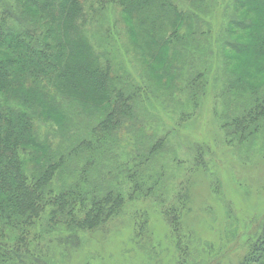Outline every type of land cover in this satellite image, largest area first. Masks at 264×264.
<instances>
[{"label":"rangeland","instance_id":"1","mask_svg":"<svg viewBox=\"0 0 264 264\" xmlns=\"http://www.w3.org/2000/svg\"><path fill=\"white\" fill-rule=\"evenodd\" d=\"M171 1L191 25L180 29L178 37L168 36L169 46L153 55L147 53L151 39L139 25L145 16H126L116 5L99 10L94 0H84L85 40L118 85L136 93L141 103L137 120L123 129L110 152L98 154L82 187L86 192L120 190L127 203L105 226L76 229L73 243L66 242L71 233L64 228L51 231L40 224L35 244L42 250L41 264H179L163 212L185 192L181 232L190 255L184 264H239L264 230V121L244 141L228 137L227 128L251 104L254 93L264 92V64H257L251 46L242 52L232 47L245 31L231 23L256 19L259 31L264 28V4ZM149 12L147 26L157 13L155 7ZM172 17L166 19L167 26L178 28ZM86 93L94 95L90 87ZM62 106L68 125L37 122L41 136L67 148L77 139H89L90 123H95L87 113L75 104ZM72 128L74 134L80 132L73 142V134L68 135ZM160 138L163 145L157 154L139 168L152 189L134 191L129 170L136 171L138 152ZM79 155L67 161V169L55 180L57 191L83 182L86 160Z\"/></svg>","mask_w":264,"mask_h":264},{"label":"trees","instance_id":"2","mask_svg":"<svg viewBox=\"0 0 264 264\" xmlns=\"http://www.w3.org/2000/svg\"><path fill=\"white\" fill-rule=\"evenodd\" d=\"M251 1L254 6L264 4V0ZM94 4L99 10L116 5L126 16H145L139 25L151 39L147 53L153 55L169 46L168 36L178 37L191 25L186 13L171 0H94ZM152 7L158 14L147 26L146 15ZM84 9V0H0V264H41L38 250H42L35 244V230L40 224L51 231L64 228L71 233L66 242L73 243L76 229L92 231L105 226L122 213L127 203L120 190L86 192L82 187L87 182L86 172L97 164L98 154L110 152L123 129L137 120L141 103L136 93L118 85L109 66L101 65L85 40L81 25ZM171 15L178 28L167 26L166 19ZM258 23L256 19L232 22L233 27L241 26L245 31L232 47L242 52L251 46L257 64H264V28L257 31ZM89 87L94 93L91 97L86 95ZM254 95L244 113L227 124L228 137L233 140L244 141L261 128L264 92ZM63 102L75 104L95 123H90L89 139L78 140L80 132L74 134L76 129L72 128L69 141L76 138L77 142L68 148L55 146L36 127L40 121L68 125ZM162 141L160 138L138 152L136 171L128 173L134 191L152 189L148 181H143L145 172L139 168L157 154ZM77 154L86 160L83 182L57 191L55 180L67 169L69 159L78 158ZM185 193L163 212L179 264L187 263L190 255L181 232L182 212L188 202ZM139 231L141 236L144 225ZM239 264H264V230L247 247Z\"/></svg>","mask_w":264,"mask_h":264}]
</instances>
